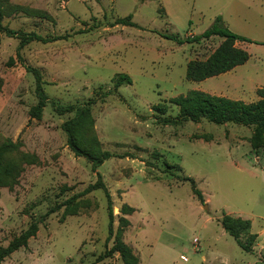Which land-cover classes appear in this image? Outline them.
I'll return each instance as SVG.
<instances>
[{"label": "rangeland", "instance_id": "obj_1", "mask_svg": "<svg viewBox=\"0 0 264 264\" xmlns=\"http://www.w3.org/2000/svg\"><path fill=\"white\" fill-rule=\"evenodd\" d=\"M0 2L4 26L64 36L17 49L18 38L0 32V145L15 144L6 158L18 171L0 186V247L32 221L37 226L0 264H122L117 252L105 254L120 217L128 220L122 240L138 264H264V141L252 148L253 127L231 122H162L178 111L169 99L190 89L257 99L264 87V0ZM128 15L136 26L114 24ZM218 15L232 32L253 40L236 42L249 57L219 75L188 80L187 62L205 59L222 38L178 44L161 33L199 34ZM20 59L39 70L45 93L57 104L85 103L96 93L93 130L112 156L95 169L76 156L61 129L72 114H58L50 102L39 119L30 118L34 76ZM119 72L132 82L99 97ZM156 104L167 105L166 113ZM97 173L113 212L108 240L103 189L63 205L96 183ZM185 177L194 180L202 201ZM123 205L132 211L121 213ZM224 216L249 222L247 230L236 226L243 242L256 234L249 251L223 229Z\"/></svg>", "mask_w": 264, "mask_h": 264}, {"label": "trees", "instance_id": "obj_2", "mask_svg": "<svg viewBox=\"0 0 264 264\" xmlns=\"http://www.w3.org/2000/svg\"><path fill=\"white\" fill-rule=\"evenodd\" d=\"M3 9L0 2V32H3L9 36H15L18 38L17 49L24 45L38 41L42 43L58 40L64 38V36H43L34 31H21L8 28L2 24ZM130 16L123 18H117L114 24H123L129 26H136V24L130 21ZM81 32V31H79ZM161 36L173 39L178 44L184 42L198 43L201 40L209 39L213 36L221 37V42L209 53L205 59H191L186 64L185 78L192 81H201L208 77L216 76L232 68L241 65L246 62L249 57V53L236 45V42H251L253 40L232 32L223 22L221 16H216L211 24L199 34L187 35L180 37L174 33H161ZM256 42V41H255ZM20 62L24 68L31 72L34 76V91L36 96V103L30 109V118L39 119L43 108L48 102H50L54 110L58 114L71 113L72 116L67 118L62 124L61 129L66 136V144L72 150L76 156H82L92 165L95 169L99 166L103 160L108 159L112 154L108 151L102 150L100 143L93 130V118L91 115V105L95 102L96 93L87 99L85 103H71V104H57L54 100L49 99L43 89V82L38 69L26 65L22 59ZM132 82L129 74L119 72L113 75L111 78V88L100 93L99 97H105L115 91L119 86L123 84H130ZM257 99L253 101H244L242 99L229 98L223 95L210 94L197 89H190L186 94H179L169 99V102L177 107L178 111L175 116H163L162 122L165 124L176 123L179 121L190 120L192 122H199L202 119L213 122L215 124L234 123L243 126H252L253 133L251 136L252 148L257 149L264 141V87H260L256 90ZM154 109L160 114H164L167 111V105L156 104ZM15 148V144L11 141L0 145V186L7 184L8 181H13L17 174L16 166L7 160L6 155L11 149ZM173 167V165H168ZM185 180L190 182L191 191L195 197L202 201V193L195 186L194 180L191 177H185ZM95 188H101L104 190V194L107 200V216H108V240L112 235V222L113 212L111 207L110 196L100 179V175L97 173V182L89 184L82 191L71 195L63 205L71 206L70 203L77 197H80ZM61 204L52 206L46 214L54 212L60 207ZM132 208L128 205H123L120 208V212L123 214L130 213ZM128 220L124 217L119 218V225L114 235L112 246L106 251L117 252L122 264H138V257L133 253L132 249L123 242L122 231L127 226ZM223 229L231 235L236 243L244 250L249 251L256 234H250L246 242L240 239L239 232L236 226L243 225V229L249 228V222L247 220H241L239 218H231L224 216L221 219ZM36 222L32 221L29 226L14 236L7 246L0 247V263L10 253L17 250L21 246H25L29 237L33 236L36 232ZM105 256V255H104ZM101 257H98V260Z\"/></svg>", "mask_w": 264, "mask_h": 264}, {"label": "water", "instance_id": "obj_3", "mask_svg": "<svg viewBox=\"0 0 264 264\" xmlns=\"http://www.w3.org/2000/svg\"><path fill=\"white\" fill-rule=\"evenodd\" d=\"M204 207L206 208V205H204Z\"/></svg>", "mask_w": 264, "mask_h": 264}]
</instances>
